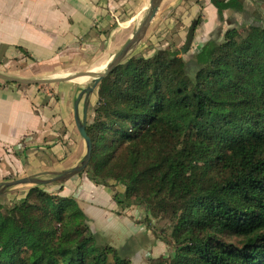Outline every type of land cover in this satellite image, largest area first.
Returning <instances> with one entry per match:
<instances>
[{"label":"trees","instance_id":"1","mask_svg":"<svg viewBox=\"0 0 264 264\" xmlns=\"http://www.w3.org/2000/svg\"><path fill=\"white\" fill-rule=\"evenodd\" d=\"M210 2L219 18L241 9ZM191 39L134 53L99 80L79 173L112 189L116 213L137 205L149 228L166 221L169 252L145 264H264V22L188 53ZM19 194L0 200V264H131L72 196L40 185Z\"/></svg>","mask_w":264,"mask_h":264},{"label":"crops","instance_id":"2","mask_svg":"<svg viewBox=\"0 0 264 264\" xmlns=\"http://www.w3.org/2000/svg\"><path fill=\"white\" fill-rule=\"evenodd\" d=\"M237 1L240 10L226 8L219 18L210 0H161L135 53L148 55L165 45L179 48L192 37L190 53L207 39L220 37L229 26L264 22V0ZM147 3L148 0H0V68L14 70L25 66V73L16 75L36 77L38 73L29 71L28 61L44 67H61L75 60L102 66V60L107 61L139 23ZM78 84L0 83V181L64 170L82 157L84 141L73 118ZM93 101L92 93L86 122L91 119L89 108ZM78 109L81 116V102ZM115 187L123 189L120 185ZM45 189L72 196L93 232L108 242L120 240L133 247V237L139 232L144 252L155 256V251L166 248L143 223L131 220V212L143 217V207L132 211L129 206L116 213L119 207L112 198V189L96 185L85 172L62 182H51ZM141 252L133 251L137 256Z\"/></svg>","mask_w":264,"mask_h":264},{"label":"water","instance_id":"3","mask_svg":"<svg viewBox=\"0 0 264 264\" xmlns=\"http://www.w3.org/2000/svg\"><path fill=\"white\" fill-rule=\"evenodd\" d=\"M161 0H148L145 13L135 29L125 40V42L111 55L108 61L100 70H87L84 72L75 73L72 75H59L50 76L46 78H24L12 76L0 72V80L26 85H44L60 81H74L78 77H91V80L82 86L77 92L73 101V118L76 129L84 141V153L82 157L70 168L59 171H46L43 173L29 174L14 179L0 181V195L4 194L7 190L19 185H44L51 182L67 179L80 171H82L90 161L91 142L85 131L86 126V110L89 103L90 96L99 80L110 72L118 63L128 58L135 53L138 43L144 38L147 29L155 16ZM81 102L82 115L79 116V103Z\"/></svg>","mask_w":264,"mask_h":264},{"label":"rangeland","instance_id":"4","mask_svg":"<svg viewBox=\"0 0 264 264\" xmlns=\"http://www.w3.org/2000/svg\"><path fill=\"white\" fill-rule=\"evenodd\" d=\"M134 29L135 28L133 27L131 30L133 31ZM125 40L126 39L123 40V42L117 47V49L125 42ZM184 58H187V55H185ZM104 61L105 60H102V63H106L108 60L105 61V62ZM73 62H74L73 64L68 63V64H65V65H62L61 67H56V66H54V67H52V66L51 67H46L45 66L44 67V66H42L40 64H35V63H32L31 61H28V63L30 64V66L28 68V69H30L29 71L32 72V73H38L37 75H39V76L36 75V77L35 76H31V77H24V78H46V77H50V76L72 75V74H75V73L91 70L93 67H95L97 69H98V67H102L103 68V66L105 65L104 64L102 66L101 65L100 66H93L92 64H90V65H88V64H79V63L76 62V60L73 61ZM24 67L23 66L22 67H18V68H15L14 70H12L11 68H10L11 70H9V68H0V72L6 73V74H9V75H12V76H18V75H16V73H20V72L21 73L22 72L25 73L26 70H25ZM102 68H100V69H102ZM97 69H94V71L97 70ZM100 69H98V70H100ZM47 72H51V73L47 74ZM32 75H34V74H32ZM18 77H20V76H18ZM21 77H23V76H21ZM90 80H91V77H88V78H86L85 81L82 80L81 81L82 83L81 82L80 83L77 82L78 81L77 79H75L72 82H75V83L77 82V84L79 83L78 85L81 88L82 86H85ZM2 81L3 80H0V82H2ZM87 108H88V106H87ZM87 110H86V116H87ZM89 111H92V107L89 108ZM11 179H14V178H11ZM7 180H9V179H7ZM56 182H59V181H56ZM47 184H49V183H47ZM47 184L40 185V186L45 189ZM30 186H32V185H19V186L13 187V188L7 190L4 194L0 195V200L3 201L5 199H9V198H11L9 200H12V198H14V197L19 195V192H21V190H23V188L26 189V188H28ZM139 207H142V206H137L136 207V206L133 205V206H130V208L129 207L128 208L133 211V210H139ZM131 214H132L130 216L132 218L131 220H133L135 223H138V224L139 223H141V224L143 223L145 228L150 230V234L152 236H155V238L160 239V237H159V233L160 232H158V229L159 228H163L164 229V226H166V221H164V220H160L159 222L152 221V223L150 225H152L153 227L149 228V226H147L146 220H144V215L141 218V214L140 213L137 214V216L135 215L136 217L133 215L132 212H131ZM143 214H145L144 209H143ZM90 229H91V227H90ZM91 231H93V230L91 229ZM97 237H98V240L100 242H106V243L110 244L111 246L117 248L119 250L120 254H122L123 256L130 258V260L132 258L131 264H145L146 258L149 257L148 255H150V254L147 253V251L144 252L143 249H142V246H141L140 242H142L143 239H142V235H140L139 232L137 233V235L135 237H133L134 238L133 239V242H134L133 247H132V245L131 246L127 245L126 242H120V240H113L111 242H108L106 239H103V237H101V235L98 232H97ZM111 238L113 239V237H111ZM135 249L138 250V251L142 250V252L137 256L135 253H133V251H135ZM155 252H156L155 256H157L159 254H163L164 255V254L169 252V247L166 246V248H165V250H163V252H160V251H155Z\"/></svg>","mask_w":264,"mask_h":264},{"label":"bare ground","instance_id":"5","mask_svg":"<svg viewBox=\"0 0 264 264\" xmlns=\"http://www.w3.org/2000/svg\"><path fill=\"white\" fill-rule=\"evenodd\" d=\"M100 68H102V67H98V69H100ZM94 69H97V68L93 67L91 70L94 71ZM98 69H97V70H98ZM78 80L81 82L82 80L85 81L86 78H85V77H78ZM79 81H77V82H79ZM80 82H79V83H80ZM81 83H82V82H81Z\"/></svg>","mask_w":264,"mask_h":264}]
</instances>
